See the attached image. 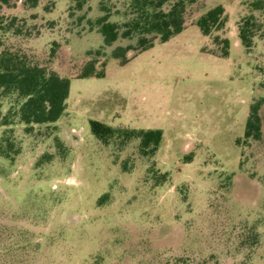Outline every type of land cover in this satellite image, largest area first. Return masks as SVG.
I'll return each mask as SVG.
<instances>
[{"label": "rangeland", "instance_id": "1", "mask_svg": "<svg viewBox=\"0 0 264 264\" xmlns=\"http://www.w3.org/2000/svg\"><path fill=\"white\" fill-rule=\"evenodd\" d=\"M100 1L114 5L109 20L121 25V0H88L81 11L56 0L48 13V0L35 9L12 0L2 11L34 27L28 38L7 41L15 48L44 63L52 41L59 43L50 66L70 87L54 128L12 126L19 153L12 161L0 157V264H264V104L262 141L241 144L249 106L264 97V44L255 38L250 51L240 45L242 0H198L181 33L125 64L110 53L135 40L103 47L85 23L101 14ZM217 4L228 18L217 32L229 40L227 57L202 52L211 41L193 24ZM96 49L107 58L105 76L75 77L73 69ZM11 101H0L2 112ZM90 120L159 130L163 139L144 157L137 140L121 150L102 144ZM54 136L66 154L39 163L53 152ZM155 173L167 180L156 183ZM105 193L107 202L98 205ZM250 227L257 233L252 248L243 244Z\"/></svg>", "mask_w": 264, "mask_h": 264}, {"label": "trees", "instance_id": "2", "mask_svg": "<svg viewBox=\"0 0 264 264\" xmlns=\"http://www.w3.org/2000/svg\"><path fill=\"white\" fill-rule=\"evenodd\" d=\"M72 9L81 11L88 0H71ZM198 0H121L123 4L124 21L121 25L109 20L114 5L111 7L104 1L99 3L100 15L94 19H86L89 31L95 30L102 37L103 47L111 46L117 39H134L132 45L116 46L110 56L118 64H125L134 55L143 52L156 44L165 43L181 33L187 26L186 14L189 7ZM40 0H22L25 9H35ZM56 0H48L42 10L51 12ZM246 14L237 22L236 37L240 45L250 51L254 39H260L264 44V0H242L241 3ZM12 0H0V101L10 99L11 104L5 112L0 109V127L4 128L0 136V157L12 161L19 153L13 140L12 126L23 125L25 131L32 130L34 126H43L51 129L66 110V99L69 93L70 80L66 75L51 68L50 64L57 56L60 47L57 41H52L49 48L48 59L42 63L19 47L8 44L10 38H28L34 27H27L25 20L15 15L2 13L5 8H12ZM34 18V15L31 16ZM84 20L79 17L78 21ZM228 18L222 4H217L194 21L199 32L210 38L211 47H204L206 52L219 57H227L229 40L217 34L224 30ZM33 28V29H32ZM86 59L76 66L74 76L77 78H102L105 76L107 58L101 49L87 51ZM264 97L254 100L248 110L243 140L241 144L260 142L263 139L261 108ZM1 106V105H0ZM91 134L102 144H113L121 150L129 142L137 140V150L141 156L152 157L158 150L163 135L159 130H132L129 128H111L96 120L89 121ZM52 153H45L38 160L39 163L47 162L56 156H63L67 149L63 141L54 136ZM190 155L184 157L185 162L190 160ZM131 165L127 160L122 161V173L130 172ZM167 173H155L153 178L156 183L167 180ZM108 200L105 193L97 199V204L102 205ZM257 242V233L250 227L245 233L244 245L252 248ZM211 264H219L214 261Z\"/></svg>", "mask_w": 264, "mask_h": 264}]
</instances>
